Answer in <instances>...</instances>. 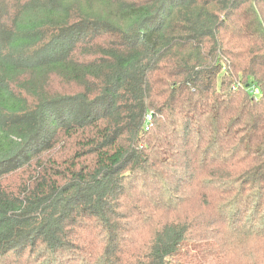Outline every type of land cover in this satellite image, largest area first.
Listing matches in <instances>:
<instances>
[{
	"label": "trees",
	"instance_id": "16d2710c",
	"mask_svg": "<svg viewBox=\"0 0 264 264\" xmlns=\"http://www.w3.org/2000/svg\"><path fill=\"white\" fill-rule=\"evenodd\" d=\"M11 1L0 264H264V0Z\"/></svg>",
	"mask_w": 264,
	"mask_h": 264
},
{
	"label": "rangeland",
	"instance_id": "374dc122",
	"mask_svg": "<svg viewBox=\"0 0 264 264\" xmlns=\"http://www.w3.org/2000/svg\"><path fill=\"white\" fill-rule=\"evenodd\" d=\"M14 4V0L11 1ZM4 8V7H2ZM8 8L7 14H4V21L2 22V24H8L9 25V20L11 18H13L14 13H12V9L11 7H9V4L7 3V7ZM6 9L4 8V11L6 12ZM3 16V15H2ZM29 77L28 75L24 76V77H19L17 80H15V82L11 83V87L14 91V94L18 95V96H22L24 97L27 101L28 104L31 106H34V103L36 101V99H34L31 96H27L28 91H29V86L26 85L27 82H24L26 80H28ZM44 86L42 87V91L44 89V93L47 97H54L56 95H68V94H75V86H72L71 84H65L60 78L56 77L55 75H52L48 78L47 81H44ZM28 84V83H27ZM71 85V86H70ZM44 96V94H42ZM44 96V97H46ZM192 207H197L195 203L190 204ZM188 210V209H187ZM189 211V210H188Z\"/></svg>",
	"mask_w": 264,
	"mask_h": 264
}]
</instances>
